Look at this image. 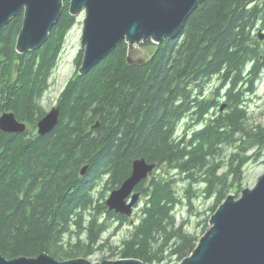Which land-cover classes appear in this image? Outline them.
Wrapping results in <instances>:
<instances>
[{"label": "trees", "instance_id": "obj_1", "mask_svg": "<svg viewBox=\"0 0 264 264\" xmlns=\"http://www.w3.org/2000/svg\"><path fill=\"white\" fill-rule=\"evenodd\" d=\"M63 5L46 42L25 54L15 50L22 12L0 31V114L11 111L27 125L19 134L0 131V253L46 252L61 260L112 252L116 246L104 234L114 222L116 230L129 226L117 251L121 258L176 264L199 235L178 221L175 207L182 199L171 179L152 175L136 186L144 200L135 222L109 211L104 197L141 157L156 169L182 173L190 181L189 205L198 195L192 183L203 185L211 213L229 193H240L246 165L264 157V126L249 124L247 105L264 71V38L256 32L264 28V0L202 1L174 40L142 43L154 46L145 65L127 64L128 43L122 41L78 74L80 50L77 69L57 98L59 121L39 136L41 99L77 18L69 0ZM219 76L222 83L210 86ZM185 118L189 124L178 135ZM226 144L234 149L220 159ZM100 182L103 190L96 193Z\"/></svg>", "mask_w": 264, "mask_h": 264}, {"label": "water", "instance_id": "obj_2", "mask_svg": "<svg viewBox=\"0 0 264 264\" xmlns=\"http://www.w3.org/2000/svg\"><path fill=\"white\" fill-rule=\"evenodd\" d=\"M64 0H0V31L9 20L22 12V24L15 50L25 54L41 47L57 22ZM204 0H69L72 16L83 14L78 74H84L104 59L122 41L128 43V65H145L154 46H138L148 40L160 44L174 40L187 17ZM259 38H263L259 34ZM223 109V106L220 108ZM58 105L45 112L36 123V133L43 136L58 123ZM96 122L91 129H97ZM27 128L13 112L2 111L0 131L23 133ZM88 165L80 169V176ZM156 164L135 158L129 176L105 199L109 211L130 218L139 202L136 186L151 177ZM0 264H144L137 258L102 260L92 263L85 257L58 260L46 252L37 256L6 258ZM176 264H264V170L252 187L236 196L229 193L208 219L207 230L198 238L192 252Z\"/></svg>", "mask_w": 264, "mask_h": 264}, {"label": "rangeland", "instance_id": "obj_3", "mask_svg": "<svg viewBox=\"0 0 264 264\" xmlns=\"http://www.w3.org/2000/svg\"><path fill=\"white\" fill-rule=\"evenodd\" d=\"M82 19L83 14H80L76 18V22L68 31L65 37V43L63 45L61 55L59 57L57 66L51 76V84L49 90L44 94L41 99V106L45 112L49 111L52 107L57 105V98L65 87L66 83L70 78L73 77L76 71V65L74 59L78 52L81 50L80 47V36L82 30ZM256 32L261 34L264 38V28L258 26ZM262 38V39H263ZM261 39V38H260ZM261 39V40H262ZM138 46H143L139 44ZM221 76L215 77L212 79L210 86H215L222 83ZM209 93V82L206 85V92ZM248 105V116L249 124L252 126L262 125L264 126V71L261 73L259 79L255 83L254 92L247 97ZM186 124H189V118L183 119L177 130L178 135H182ZM191 129V128H189ZM234 147L231 144H226L223 146L222 154L220 159H226L228 155L233 151ZM264 170V157L256 163H249L246 165L244 170L245 185L243 188L252 187L257 179V177ZM154 176L164 175L167 178L172 180V185L176 190L178 196L182 199V203L178 204L175 207V213L177 215L178 221H185L186 230L190 233H196L199 237L207 230L208 228V219L212 214L210 212V207L212 205V199L205 198L203 192L200 190L203 189V185L200 183H192L191 189L197 191V196L191 198V205L188 204L186 197V189L189 185V180L184 177L182 173L178 171L170 170L168 168L161 167L156 169ZM103 183H99L95 192L98 193L103 190ZM110 191H107L105 194V199L108 196ZM235 194V192H231ZM144 200V197L140 194L139 202L133 209V214L129 218L130 222H135L140 213L141 205ZM204 220H207V223H204ZM207 224L206 229L203 231V227ZM116 223L111 224V228L104 234V237H108V242L112 246H116L115 249L111 252L109 249L105 248L101 251L94 252L91 255L86 256L90 262H100L102 260H116L120 259V255L117 251L120 249V244L122 240L128 236V225H123L119 229H115ZM111 233V234H110ZM110 234V235H109ZM82 257V256H79ZM69 259V258H68ZM66 260V259H61ZM162 264V263H161ZM165 264H174L172 262H166Z\"/></svg>", "mask_w": 264, "mask_h": 264}]
</instances>
